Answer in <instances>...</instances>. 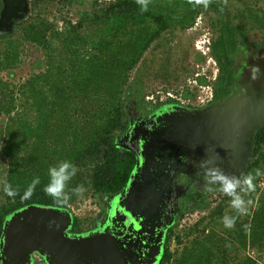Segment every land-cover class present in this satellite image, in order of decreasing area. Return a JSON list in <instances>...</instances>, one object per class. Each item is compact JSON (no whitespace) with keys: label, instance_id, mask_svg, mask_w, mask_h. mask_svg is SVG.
<instances>
[{"label":"trees","instance_id":"16d2710c","mask_svg":"<svg viewBox=\"0 0 264 264\" xmlns=\"http://www.w3.org/2000/svg\"><path fill=\"white\" fill-rule=\"evenodd\" d=\"M225 1L220 0L221 4ZM105 4L100 7L101 3L95 0L93 14L85 11L87 17L76 24L67 20L69 24L63 29L65 32L77 33L85 26L86 21L103 25L102 32L98 33L100 41L91 42L92 47L98 51L89 53L88 60L83 58L87 51L77 53V50L72 49L71 39H68L64 47L69 56L57 61L54 57L56 45L45 39L44 29L48 30V27L43 26L36 31H33L35 25L28 27L33 33V41L49 50V71L37 76L30 87L29 95L38 111L36 125L32 126L22 119L14 120L12 117L9 125L0 127V136L6 134L2 152L10 159L6 182L0 192V238L8 217L29 205L50 206L69 211L73 218L72 227L69 229L72 234L94 231L104 224L103 212L93 220L82 219L72 209V205L78 203L80 196L108 198L126 187L137 157L133 151L122 146L120 140L134 118L145 119L166 108L182 106L178 99L160 100V95L157 94L155 99H147V95H142L137 101L138 104H134L131 101L134 97L124 96L129 72L162 33L175 27L182 30L191 28L202 12L216 13L221 9L217 0H207V7L203 2L196 4L195 0H147V8L138 0H108ZM2 7L0 0V10ZM222 7L226 11L227 19L231 21L229 18L233 14ZM247 10L252 13L249 3ZM215 26L218 37L212 41L210 53L221 68L213 82L214 100H219L231 93L242 71L232 63V49L228 41L236 40L238 34L234 33V28L225 30L220 25ZM245 29L246 27L241 26L239 34L244 36ZM55 34L54 39H60L61 34ZM11 47L13 49L7 53L5 60H0V72L17 60L19 49L13 45ZM236 47L237 45H234V49ZM66 64L68 67L65 68ZM198 68L196 67L197 70ZM196 69L189 75L192 76ZM189 75L187 76L190 77ZM187 78L180 81L185 87V97L189 96L190 92L185 82ZM200 81L202 82L201 79ZM182 85L164 90L178 93ZM15 99L10 85L0 77V116L11 117L16 106ZM82 103L93 105L94 109L79 110L78 107ZM79 116L83 119L80 120ZM253 149V161L245 168L242 180L248 174L255 175L258 165L264 164V126L255 134ZM63 160H69L76 165L77 172L65 184L64 194L67 199L56 200L44 189L49 180V167H58ZM261 176L256 177L253 182ZM35 178H39L40 183L33 186ZM80 185L85 189L83 194L76 192ZM189 186L190 190L186 196L193 205L183 204V198L179 199L181 207L178 210V218L170 226V234L159 264H228L227 245L232 242L228 234L231 235V232L237 235L238 248L247 249L254 246L257 251L264 252L263 193L257 199V206L253 210L250 208L246 215L239 216L232 229L224 228L220 233L217 227H211V230L206 232L205 229H199L200 224L197 223L177 233L176 243L181 246L177 251L181 252L174 254L170 248L172 232L175 234L180 221L189 212L205 208L209 204V189L199 191L192 183H189ZM9 191L12 195L8 194ZM222 197V201L212 209L211 216L224 215L223 211L231 206V203L226 201L232 200V197ZM233 216H237V213L230 209L228 217ZM203 220L205 218L200 222ZM196 233H201L202 236L198 237ZM233 261L232 264H257L256 258L250 255Z\"/></svg>","mask_w":264,"mask_h":264},{"label":"water","instance_id":"95a60500","mask_svg":"<svg viewBox=\"0 0 264 264\" xmlns=\"http://www.w3.org/2000/svg\"><path fill=\"white\" fill-rule=\"evenodd\" d=\"M2 3L0 35L11 32L30 6L29 0ZM245 68L240 87L225 98L131 121L120 144L137 162L98 230L72 234L69 211L29 205L4 222L0 264H34L35 254L46 264H159L176 217L179 175L218 167L236 181L252 161L255 134L264 126V83L254 68Z\"/></svg>","mask_w":264,"mask_h":264},{"label":"rangeland","instance_id":"374dc122","mask_svg":"<svg viewBox=\"0 0 264 264\" xmlns=\"http://www.w3.org/2000/svg\"><path fill=\"white\" fill-rule=\"evenodd\" d=\"M98 1L101 3L100 7H103L106 5L105 3H107L108 0ZM217 1L219 6H221V9L216 13H211L210 11L202 12L199 16L200 22L198 26L191 28L189 27L185 30L175 27L174 29L172 28L168 31H165L162 33V35L154 40L152 45H150V47L144 52L135 68L129 72V82L124 92L125 97H134V99L131 101L137 105V101L142 95H147L146 97L148 99L158 91H165L164 89L175 87L178 84L182 85L183 83H180V81H182L183 78H187V75H189L192 70L196 69V67L203 68V66L206 64L205 58H207V56L210 58H215L210 53L212 49V41L218 37V30L215 25H220L225 30L234 28V33L241 29L240 27H235L238 23L236 19H233V17L229 18L231 21L227 19L226 11H224L222 6L227 8V10H230L231 14H237L243 18L244 22H247L249 18L247 4L249 3V6H251L250 3L256 4L257 0H246L249 2L226 0L224 4H221L220 0ZM94 2L95 0H29L30 6L27 14H25L22 19L15 22L11 32L0 35V60H5L7 53L11 52L13 49L11 45H13L14 48L19 49L17 60L12 62V65L9 68L3 69L0 72L1 79L10 85V90L12 93H14L16 98L14 113L11 115V117L9 115H1L0 127L5 128L7 125H9V120L12 117L14 120L22 119L32 126H35L38 120V111L36 105L29 95L30 87L33 83V80L37 76L48 73L50 58L49 50L45 49L40 43L33 41V33L30 29H28V27H30L31 24L35 25L33 31H36L43 26L48 27V30L44 27V31L46 32L45 39L47 42L52 43V45H56L54 57L57 61H61V58L69 56V52H66L64 47V43L67 42L68 39H71V43H73L72 49L77 50V53L78 51H87V54L83 55V58L88 60L90 54L97 53L98 51L92 47L91 42L93 40L100 41L98 33L102 32L101 29L103 28V25L100 26L92 22L88 23L86 21L85 26L78 30L77 33L73 31L65 32L63 29L69 24H67V20H70L73 24L74 21H82L88 16L85 15V11H89V13L93 14ZM260 2L264 4V0H260ZM250 11H253V9ZM261 20H263V18H259V21ZM246 22L244 24H246ZM224 23H227V25ZM252 23H254L253 27L258 26L254 20L249 22V24ZM259 26L263 27L261 23ZM103 31L105 32V30ZM55 33L61 34L60 39H54V35H56ZM260 38L262 39L261 44L263 43L264 46V36L261 35ZM127 39L128 38H126V40ZM228 41L229 46L232 49L231 60L236 68L239 66L242 72L246 69L245 67H247V65L254 68V70L258 68L250 60H247V58H252L254 55L255 48L253 46L245 45L244 40L239 42L237 39H230ZM234 45H238L236 49H234ZM239 45H241V48ZM248 54L250 57L247 56ZM66 67H68V65L65 66V68ZM214 68H218V73H220L221 68L219 62H217L215 66L213 65L208 72L211 73ZM260 71H262V69ZM198 72L199 70L196 69V72L192 76L189 75L190 77H188L187 80L193 78ZM200 79L201 77H199V80ZM242 80L243 73H241L238 77L233 90L240 87V81ZM37 85H39V83H37ZM213 87L215 90L214 84ZM78 108L79 110L82 109V111H85L93 110L94 106H87V104L82 103ZM79 117L80 120L83 119L81 116ZM11 126H13V124ZM0 139L1 192L3 191V185L5 184L6 177L8 175L10 159L2 152V147H4L6 141V134L3 133L0 136ZM258 169L264 172V164L260 163L258 165ZM206 170L207 169L204 168L203 170L201 169L194 174H198V176H204L206 174ZM244 173L245 170L237 179L241 181L240 189L246 187L242 180ZM196 179V177H190L189 175L186 176V174L179 175L177 178V190L178 185L183 186L187 183H192L194 185L196 183ZM204 180L205 181L203 183L201 182L202 184L200 186H196L195 184L194 187L199 191L209 189L208 191H210V193L208 194L209 197L207 199V202H209L208 206L199 210L197 209L193 212H189L187 215L191 218V221L189 219H182L180 221L179 227L176 229L177 232H180L179 229H186L189 224L195 225L197 223L200 224L199 229H205L206 232L210 231L211 227H217L218 232H223V229L225 228L223 224V217L228 216L229 210L233 208L231 206L226 208V210L223 211L224 215L215 214L214 216H211V211L212 209H215L219 201H222V196L225 197V195L227 196L228 194L223 191V185L217 182L216 179H208V177H206ZM255 183L256 181L254 182L255 188L251 192H244L238 189V193L243 196L246 201H251L249 209L251 208L252 210L257 206L258 197L264 193V187L257 188ZM188 190H190V186L187 190L182 191L181 198H183V204L185 203L186 205H193V202L187 199L186 195ZM1 198L2 197L0 195V199ZM78 198V203L72 205V209L79 217L82 219L93 220L94 218L98 217L100 212H103L102 217L103 219L106 218L110 199L93 197L92 195L87 197L80 196ZM231 201L232 200H228L226 202L229 204ZM202 218H205V220L200 222ZM174 235V232H172V239ZM196 235H198V237L202 236L201 233H196ZM228 235L231 239L230 241H232L227 245L229 257H227L226 260L228 264H232L234 259L246 257L248 255L256 258L257 264H264V252L257 251V247L254 246H250L247 249H241V247L238 248L236 233L231 232V235ZM179 247L181 248V246H179L176 242L172 241L170 243L171 251L174 254L181 252V250L177 251Z\"/></svg>","mask_w":264,"mask_h":264},{"label":"clouds","instance_id":"9594fccd","mask_svg":"<svg viewBox=\"0 0 264 264\" xmlns=\"http://www.w3.org/2000/svg\"><path fill=\"white\" fill-rule=\"evenodd\" d=\"M139 3L143 4V6L145 8H147V0H138ZM204 3L205 7H207V0H195L196 4H200V3ZM200 18V17H199ZM196 26V23L193 25V27ZM198 46V45H197ZM203 51V50H202ZM209 57L207 56V58H205V61L208 59ZM215 59V58H214ZM216 60V59H215ZM217 61V60H216ZM218 62V61H217ZM253 78H257L255 75L253 76ZM170 91V90H169ZM165 92V91H163ZM216 101V100H214ZM213 101V102H214ZM212 102V103H213ZM211 104V103H210ZM205 107V106H202ZM254 158V156H253ZM252 158V160H253ZM252 162V161H251ZM77 172V167L76 165H74L71 161L69 160H63L58 167H49L48 169V184L45 186V191L52 196L54 199L56 200H65L67 199V197L64 194V189H65V184L67 181H69L73 176L76 175ZM187 175V174H186ZM206 175L216 179L219 178L222 180L223 182V191L228 194L229 196L232 197V201H231V207L235 210V212L237 213V216H233V217H228L225 216L223 217V224L225 228L228 229H232L235 227L236 222H237V218L239 216H243L246 215L249 211V205L251 204L250 200H245L243 196H241L238 193V189H240V184L241 181L236 180L233 181L231 178L225 177L221 174V171L218 167H209L206 170ZM263 176L264 172H262L260 169H257L255 172V175L253 174H248L244 180H243V184L246 186L243 189H240V191H244V192H251L254 190L255 185H254V179L258 176ZM244 176V175H243ZM243 178V177H242ZM258 179L256 180V187L260 188L257 184ZM40 180L39 178H35L33 180V186H35L36 184H39ZM199 186V185H198ZM85 191L84 187L82 185L78 186L76 188V192L83 194V192ZM9 195H12V192L9 191L8 192ZM187 216V215H186ZM185 216V217H186ZM185 217L183 218V220L185 219ZM175 223V221H174ZM180 225V224H179ZM179 225L177 226V228L179 227ZM192 224H189L188 227H191ZM176 228V229H177ZM179 231H182L181 229H179ZM179 232H175V235L173 237V239L171 238V242H176V235ZM170 234V233H169ZM172 237V234L170 235ZM166 242V240H165ZM164 242V245H165ZM170 242V243H171ZM36 255H34V264H35V258ZM38 258V257H37ZM46 264V263H43Z\"/></svg>","mask_w":264,"mask_h":264},{"label":"built area","instance_id":"2783aa9c","mask_svg":"<svg viewBox=\"0 0 264 264\" xmlns=\"http://www.w3.org/2000/svg\"><path fill=\"white\" fill-rule=\"evenodd\" d=\"M200 18L196 22V26L199 25ZM77 21H74L73 24H76ZM204 52H207L203 50ZM217 61L214 58H208L206 60V64L203 66V68H198L199 72L197 75H201L202 83H200L197 79L191 78L187 82V87L189 92V96L185 97V87L182 85L178 89V93L174 91H158L156 94L160 95V100H166L168 98H174L178 99L180 103H182V106L185 107H202L207 106L210 103L214 101L215 93L213 88V82L217 79L219 73L218 68H214V70L209 73L208 71L210 68L214 65H216ZM156 94L152 95L150 99H155ZM257 184L260 188L264 187V175L261 176ZM189 219L191 221V218L187 215L184 220Z\"/></svg>","mask_w":264,"mask_h":264},{"label":"crops","instance_id":"0c3cea01","mask_svg":"<svg viewBox=\"0 0 264 264\" xmlns=\"http://www.w3.org/2000/svg\"><path fill=\"white\" fill-rule=\"evenodd\" d=\"M241 1H243V0H239V2H241ZM244 1H246V0H244ZM246 2H249V1H246ZM254 4L250 3L253 11H252V13L249 12V18H248L249 21L248 22L245 21L246 24H244L245 22L242 20L243 18L238 16L237 14H233L232 17H233V19H236L237 22H238L236 24V26H235L236 28L237 27L241 28V26L246 27V29L244 31V33H245L244 36L241 33L239 34V30H237V32H236L238 34L237 41L241 42V41L244 40L245 41V45H251V46H253L255 48V51L253 50L254 51V55H253L252 58H250V61H255L258 64V62H260L259 61L260 59H264V46H263V43L261 44L262 39L260 38L261 35L264 36V22H262V21H264V4H262L260 2V0H257L256 4L255 5ZM259 18H263V20L259 21ZM251 20H254L258 24V26L257 27H253L254 23L249 24V22ZM260 23L263 25V27L259 26ZM248 26H249V28H248ZM258 27H259V29H258ZM254 45H256V46H254ZM239 46L241 48V45H239ZM247 56L250 57L249 54ZM252 63L254 64V62H252ZM255 73H257V72H255ZM259 76L264 78V75L259 74Z\"/></svg>","mask_w":264,"mask_h":264},{"label":"flooded vegetation","instance_id":"af4514ba","mask_svg":"<svg viewBox=\"0 0 264 264\" xmlns=\"http://www.w3.org/2000/svg\"><path fill=\"white\" fill-rule=\"evenodd\" d=\"M246 58H247V56H246ZM247 60L249 61L250 60V58H247ZM255 60V59H254ZM260 62H258V64H257V62H254V61H251V62H254V65L256 66H258V68H256L255 70H256V72L257 73H259V74H261V75H264V59H260L259 60ZM262 66V67H261ZM263 70V71H261L262 73H260V70ZM259 70V71H258ZM263 83H264V78H263ZM146 119V118H145ZM138 120H142V119H140V118H134L132 121H138ZM203 170V169H202ZM221 171V170H220ZM185 175V174H184ZM190 177H196L197 179H196V186H200L205 180H204V178H206V177H208V179H210L211 177H209V176H207L206 174L204 175V176H198V174L196 175V174H192V173H190V174H188ZM187 176V175H186ZM202 182V183H201ZM195 184H194V186H195ZM180 187V188H179ZM189 188V183H187V184H185V185H181V186H179L178 185V190H177V194H176V200H175V215H176V217H175V222L177 221V218H178V210L180 209V206H179V199H181V193H182V191H185V190H187ZM113 196H110V197H108V199H111ZM109 205V204H108ZM109 207V206H108ZM109 210V209H108ZM107 216H108V213H107V215H106V218H107ZM103 222L105 221V219H103L102 220ZM99 228H97L96 230H98ZM170 229V228H169ZM95 231V230H94ZM169 230H168V232H167V235H166V240H167V238H168V236H169ZM38 257V258H37ZM43 263H45V261H44V259H43V257H41L40 255H36V258H35V264H43Z\"/></svg>","mask_w":264,"mask_h":264},{"label":"bare ground","instance_id":"6f19581e","mask_svg":"<svg viewBox=\"0 0 264 264\" xmlns=\"http://www.w3.org/2000/svg\"><path fill=\"white\" fill-rule=\"evenodd\" d=\"M199 77H201V75H195L193 78L194 79H197L200 83H202L200 80H199ZM189 80V79H188ZM188 80L186 82H188ZM214 88V87H213ZM214 93H215V90H214Z\"/></svg>","mask_w":264,"mask_h":264}]
</instances>
